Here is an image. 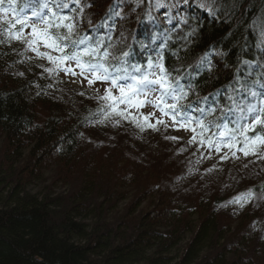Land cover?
I'll return each instance as SVG.
<instances>
[{
  "label": "trees",
  "instance_id": "16d2710c",
  "mask_svg": "<svg viewBox=\"0 0 264 264\" xmlns=\"http://www.w3.org/2000/svg\"><path fill=\"white\" fill-rule=\"evenodd\" d=\"M44 1L71 17L74 39H86L79 49L99 47L93 62L111 72L145 73L149 61L162 64L169 81L187 93L181 105L206 126L203 134L197 126L193 145L209 142L214 132L238 133L228 122L217 130L223 103L235 95L231 114L239 115V92L264 85V33L252 29L259 23L264 32V0H180L172 7L160 0L173 21L186 19L185 26L196 29L153 59L120 46L116 32L119 24L140 28L143 8L100 0L103 7L92 11L96 0ZM193 2L212 7L214 16L202 23L194 9L187 11ZM17 3L23 11L31 0ZM105 6L111 14L132 9L111 18L107 41L96 39L94 23ZM246 37L255 48L242 60L239 77L233 67L250 46ZM26 46L34 61L23 41L0 30V264H264V174L243 177L239 167L226 170L222 163L200 168L194 156L172 164L147 146L156 130H141L140 122L111 110L106 114L98 99L65 92L54 73L41 68L44 57ZM210 46L222 48L207 51ZM261 127L255 133L264 137ZM39 181L41 189H31ZM59 182L65 190L57 192ZM130 193L134 200L126 204ZM149 200L145 208L136 203Z\"/></svg>",
  "mask_w": 264,
  "mask_h": 264
},
{
  "label": "snow or ice",
  "instance_id": "6c2138e0",
  "mask_svg": "<svg viewBox=\"0 0 264 264\" xmlns=\"http://www.w3.org/2000/svg\"><path fill=\"white\" fill-rule=\"evenodd\" d=\"M4 5L5 0H0V23L7 25L4 32L10 39L14 38L27 43L29 48L35 51L38 56H46L48 61L53 64L65 65L62 68H57V71H63L66 75L75 77L77 75L75 69L67 66L69 62H74L75 66L80 69L79 75L87 79L89 85L95 81L110 85L106 89L107 94L101 97L106 102L110 101L104 109L106 114L108 110H111L116 112L117 115L127 118L126 112H128L129 108H139L152 104V107L158 108L163 116L171 118L173 124L177 126L176 130L184 128L186 131H191L193 133L192 141H196L197 126H199L201 134L205 131L204 121L193 116L190 111L185 110L181 105V101L187 98V93L183 88L178 87V82L173 84L169 81L168 74L162 64L153 65L149 61V71L141 75H129L126 69L120 68H117L116 72H111L103 62L99 60L93 62L92 58L101 55L99 47L88 46L79 49L80 45L86 44V39H74L75 25L71 22V17L58 14L55 10L49 9L47 4L42 5V8L46 9L50 15L34 8L30 16L19 9L17 0H8L7 6L5 7ZM58 7L67 6L58 5ZM27 29H31V31L27 32ZM40 46L59 52L61 55L54 57L51 54L42 53L38 50ZM125 55L127 54L125 53ZM84 56H88L89 59L87 61L83 60L82 57ZM103 56L107 58L109 53L105 51ZM153 68L158 70V75L157 72L152 71ZM45 71L52 72L53 69L47 68ZM135 71L140 72V69L136 68ZM124 81L131 82L125 83ZM148 85H156L159 89V96L156 98L157 103L153 104L147 99H141V97L146 98L149 96L151 89L148 88ZM113 89L118 91V96L114 94ZM120 105L125 106L123 110H119ZM261 113L264 114V109L261 110ZM153 115L154 113L145 115L143 120L147 127L155 131L158 130L156 125L164 123V121L156 119L155 124L151 123L150 120ZM256 125H264L260 115H257L252 123L241 130H251L255 133ZM137 126L144 130L143 125L137 124ZM261 131L264 132V127H261ZM221 135L223 134L221 133ZM170 139L177 138L171 137ZM232 139H235V137L233 136ZM248 139V137H245V155H248L246 150ZM253 139L260 144H264V137L260 135H254ZM219 142L223 143L225 141ZM199 143L203 146L204 141L201 140Z\"/></svg>",
  "mask_w": 264,
  "mask_h": 264
},
{
  "label": "bare ground",
  "instance_id": "6f19581e",
  "mask_svg": "<svg viewBox=\"0 0 264 264\" xmlns=\"http://www.w3.org/2000/svg\"><path fill=\"white\" fill-rule=\"evenodd\" d=\"M68 1H77V0H68ZM112 1V0H111ZM169 2V6H176V2L180 0H167ZM8 2V0H5ZM31 2L33 4H37L35 1ZM130 5L132 8L136 9L137 7L143 8L146 13L144 14V18L141 19V27L139 28H125L122 24L118 25L117 36L119 41L121 42L120 46L125 47L126 49L135 51L140 54L139 58H155L163 49L174 47L180 43L187 41L193 35L196 27H188L185 26L188 20L183 19L181 23L173 21L170 18V14H167L169 8L164 6L160 0H123L122 5ZM94 5L96 7H103L100 0L94 1ZM138 5V6H137ZM7 6V3L4 5ZM105 12L102 15L96 18V31L95 37L98 40L107 41L109 32H110V24L111 18L116 15L121 14H130L132 9H122L119 14H116L111 11L110 8L104 7ZM112 9V7H111ZM194 9V10H193ZM211 9L212 11L208 10ZM115 10V9H114ZM193 10L200 18H194V20L200 19L202 23L206 22L207 18L214 16V9L212 7H208L205 4H199L198 2H193L190 4V8L187 11ZM109 13V15H108ZM117 19H119L117 17ZM116 19V20H117ZM211 19V18H210ZM207 23V22H206ZM241 25V29L244 25H247V21L244 20V25ZM239 25V27H240ZM7 25L0 23V30H4ZM135 27V26H133ZM263 27V26H262ZM4 28V29H2ZM256 28L259 34H263L264 32L259 30V23H255L252 25V29ZM264 29V27H263ZM247 43L250 41V46L247 50L243 51L240 57H238L239 65L233 67V70L237 72L239 77H244L243 69H242V60L253 55V50L255 46L253 45V41L249 40L247 37ZM221 49L222 47H214L210 46L206 48L207 51H212L213 49ZM147 73L148 71H144ZM245 84V83H244ZM227 93V89H222V95ZM242 94L241 99H236L239 101L240 106H244L247 104L258 103L259 100H264V85L258 87L257 89H250L247 87V90H241L239 92ZM235 96V95H234ZM234 96L230 99L229 102H224L223 107L225 111H231L236 106H234ZM227 98V97H225Z\"/></svg>",
  "mask_w": 264,
  "mask_h": 264
},
{
  "label": "rangeland",
  "instance_id": "374dc122",
  "mask_svg": "<svg viewBox=\"0 0 264 264\" xmlns=\"http://www.w3.org/2000/svg\"><path fill=\"white\" fill-rule=\"evenodd\" d=\"M96 6H92L91 9L92 11L95 10ZM98 9V7H96ZM24 52L27 55V58H30L34 61V56L29 53L26 43H24ZM42 48L39 47L38 50H41ZM42 53H47V54H51L54 57H59L61 54L59 52H54L50 49H47L45 47H43L42 49ZM33 56V57H31ZM41 61V68L44 69L45 66H47V68H51L53 69V73L54 75L60 79L61 81V87L64 89V91H70L71 93L75 92L76 96L80 95L81 97L85 96L86 98L90 97L91 100H100L103 103H105L107 105V103H110V101H104L101 99V97L105 96L106 93V89L110 86L107 83H101L99 81H95L94 83H92L91 85H89L88 80L84 79L82 76L79 75L80 69L77 68L76 66H74V64H70L68 63L67 66L68 67H72L75 69L77 75L74 77L72 75H66V77L63 76H59L56 74V69L59 67H64L65 65H56L53 64L52 62H49L48 59L46 58V56H44V59L40 60ZM62 73H64L63 71H60ZM53 83V82H52ZM61 90V88L59 89ZM58 90V91H59ZM57 91V92H58ZM57 92H54V94L57 96ZM113 92L115 95H119L118 91L116 89H113ZM88 100V99H87ZM157 103V101L155 102ZM150 113H154V117L156 119H161L164 121V123L158 124L156 125V127H158L155 132H151L149 133V135H153V137H150V140L147 143V146L149 148H151L152 150H155L154 152L157 153L158 155L164 156V158H166L167 160L171 161L172 164L176 163L178 161V159L182 156L184 160H189L192 158L193 160V156L196 159V164L198 166L204 167V166H208L209 168L217 165L219 166V164H223L224 165V169H233L235 167H239L240 170H242L243 177H247V178H253L256 176H260L261 174H264V144H260L259 142H253L251 145L248 146V155H245L244 152L239 153L238 155H230L227 154L228 152L225 153H219V154H214V152H209L206 151L205 149H201L200 145H193V143L189 140V134L187 132L190 131H186L184 128H180L182 130H176L177 126L173 124L172 120L167 117L169 120H164L163 115L161 114L160 110L158 108H149L147 111V114L149 115ZM125 121H129L125 118H123ZM132 122V121H130ZM134 123V122H133ZM153 123V121L151 122ZM154 131V130H153ZM116 132V134H118V131H113ZM147 135V134H146ZM171 137H176L177 139H170ZM124 140L123 136L120 139V142H122ZM246 149V150H247ZM108 150V149H107ZM111 150V149H109ZM197 150V151H196ZM152 152V151H151ZM192 153H194V155H192ZM205 153L206 157L204 159H201L202 154ZM157 155V156H158ZM101 161H105V155L101 154ZM159 157V156H158ZM190 161V168L194 166L195 162ZM202 160V161H200ZM226 162V163H224ZM193 163V164H192ZM162 161L158 160L157 161V165H161ZM192 164V165H191ZM135 168L138 169H142L141 166H136ZM45 176H47V171ZM41 181H39L38 183L32 184L31 186L33 188L34 191H38L41 189V187L43 186L42 184H40ZM211 183V182H209ZM58 187H56L57 192H60L62 190H65V188L62 186V184H60V182L57 184ZM62 186V188H61ZM60 190V191H59ZM127 201L125 202L126 204H128L130 201L134 200L133 199V195L130 193L127 196ZM141 208H145L146 206H149V203H152V200L147 201L146 203H141L140 201L136 202ZM135 203V204H136ZM139 209L140 211H142V209ZM196 217H193V220H196ZM197 222V220H196ZM199 222V220H198ZM197 222V224H198ZM185 238H190V236L187 234ZM178 250H176L175 253H177ZM174 253V254H175Z\"/></svg>",
  "mask_w": 264,
  "mask_h": 264
}]
</instances>
